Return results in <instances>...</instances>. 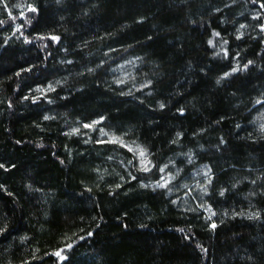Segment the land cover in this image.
Here are the masks:
<instances>
[{
	"label": "trees",
	"instance_id": "1",
	"mask_svg": "<svg viewBox=\"0 0 264 264\" xmlns=\"http://www.w3.org/2000/svg\"><path fill=\"white\" fill-rule=\"evenodd\" d=\"M5 2L0 264H264V0Z\"/></svg>",
	"mask_w": 264,
	"mask_h": 264
},
{
	"label": "snow or ice",
	"instance_id": "2",
	"mask_svg": "<svg viewBox=\"0 0 264 264\" xmlns=\"http://www.w3.org/2000/svg\"><path fill=\"white\" fill-rule=\"evenodd\" d=\"M57 2L59 3V0H57ZM252 2H253V3H256L257 0H252ZM0 3H3V5H4L5 8L8 7V5H7V3L5 2V0H0ZM16 7H19V5H17ZM26 7H27L28 10L31 11V12H34V13H35V12H38V9H37L34 5L28 4V5H26ZM260 7H261V8H264V2H261V3H260ZM23 15H24V13L21 12V16H23ZM254 19H259V17H258V16H257V17H254ZM3 23H4V21H0V24H3ZM27 23L30 24V23H31V20L29 19V20L27 21ZM19 27H21V26H18V27H17V30H19ZM240 27H241V28H244L245 25L242 24V25H240ZM260 27H261L262 30H264V25H260ZM214 35H215V36H220V33L216 32V33H214ZM38 38L43 39V37H38ZM241 38H242L241 35H238V36H237V39H241ZM50 39L53 40V41H57V40H59L60 38L57 37V36H51ZM25 41L28 42V38H27V37H25ZM208 43H209V45H213V41H212V40H209ZM223 43H224V44H227L228 41L225 40V41H223ZM222 50L224 51L225 56H228V51H227L226 49H223V48H222ZM252 63H253V61L249 60L248 63L245 64L243 67H244L245 69H247V68H248V65H249V64H252ZM238 70H239V69H237V68H233V69H232V72H236V71H238ZM17 75H19V73H17ZM229 75H230V73H228V72H225V73H224V77H228ZM219 83H220V80H217V84H219ZM49 89H50V90H54V89H52V86H51V85H49ZM38 90H39V89H38ZM27 98H28V97H25V99H27ZM36 99H38V97L33 98V101L35 102ZM257 103H261V101L257 100ZM159 107H160L161 109H163V108L165 107V104H164L163 102H161V103L159 104ZM178 111H180L181 114H183V111H184V110H183V109H179ZM48 118H49V117H45V119H48ZM99 122H100V121H93L92 124H84V127H85V128H92L95 124H98ZM237 127H239V125H237ZM72 131H73V132H79V129L76 128V129H73ZM100 131H101L102 134L107 135V133L104 132V129H103V128H101ZM261 131H264V125H261ZM180 135H182V134H181V133H177V136H180ZM98 142H99V143H104V141H98ZM112 142L115 143V142H117V141L113 140ZM119 143H120L121 146H123V147H128L126 144H124L123 141H119ZM173 143H176V141H173ZM128 151H130V152H134V149H132V148L129 147V148H128ZM134 154H138V156L140 157V163H141V166H142V170L145 171V172L151 171V168H149L148 165H150L152 162H151L150 160H147V161H146V159H145V157H146V150H144V149H140V150L138 151V153L134 152ZM189 159H191V157H189ZM129 163H131V161H129ZM2 167H4V165H3V164H0V168H2ZM154 167H157V166L154 165ZM166 168H167V165H165L164 167H159L158 170H159L160 173H164V171H165ZM210 171H211V169L208 170V172H210ZM205 176L208 177V173H207V172L205 173ZM133 179H135V177H133ZM160 179L163 181V183H161L160 181H157V185H156V186H157V187H161V188H167V187H168V184H169V181H168L163 175L161 176ZM208 179H209V183H211V179H210V177H208ZM253 183H254V181H253ZM204 191H205V194H206L207 189L204 188ZM220 195H221V196L224 195V191H223V190H221ZM209 211H211V209H209ZM211 215H215V212H212ZM250 218H259V217H258V214H253V216L250 217ZM209 219H211V216L209 217ZM216 227H217L216 223L213 222V223L211 224V228H212V229H215ZM5 231H6V226H4V227H0V234H3ZM180 231H183V229H181ZM89 235H91V233H89ZM69 247H71V245H69ZM205 251H206V250H205ZM57 255L59 256L60 253L57 252ZM61 259H63L62 256H61Z\"/></svg>",
	"mask_w": 264,
	"mask_h": 264
}]
</instances>
